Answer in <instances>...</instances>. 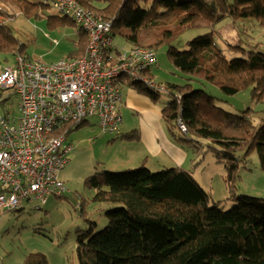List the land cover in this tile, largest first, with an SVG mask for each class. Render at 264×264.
Returning <instances> with one entry per match:
<instances>
[{"label": "trees", "instance_id": "trees-1", "mask_svg": "<svg viewBox=\"0 0 264 264\" xmlns=\"http://www.w3.org/2000/svg\"><path fill=\"white\" fill-rule=\"evenodd\" d=\"M0 1L37 16L41 4L50 6L41 1ZM101 1L105 4L96 6L94 0L80 3L84 9L112 21V35L116 32L122 36L127 42L125 47L158 52L168 46L175 67L189 76L186 85H167V93L173 98L162 109V117L170 137L182 148L202 154L203 140L206 142L207 152L225 165V181L237 204L226 209L221 201H212L191 172L182 167L152 172L144 161L135 169L94 173L84 183L96 191L93 203L117 207L105 213V229L94 233L95 224L91 223V229L78 237V263L264 264V200L234 194L240 170L251 171L248 158L253 152H257L264 170V124L257 125L248 111L241 115L225 111L210 93L192 85L208 81L230 96L250 88L253 98L264 101V54L249 52L246 58L228 59L215 36V27L226 18L255 19L264 26V0H233L231 4L227 0ZM69 20L77 24L70 18L67 23ZM194 28L211 32L190 41L186 51L177 50L174 41ZM79 35V47L68 59L85 54L89 38L81 28ZM21 45L0 22V52L11 54L12 59L14 52L23 55ZM227 46L243 51L238 43ZM4 60L9 62V57ZM147 75L152 78V70ZM127 80L121 79V87L132 85L142 94L158 99L159 91ZM179 119L186 133L180 131ZM119 139L137 141L141 133H122ZM23 264L49 262L42 254H30Z\"/></svg>", "mask_w": 264, "mask_h": 264}, {"label": "rangeland", "instance_id": "rangeland-1", "mask_svg": "<svg viewBox=\"0 0 264 264\" xmlns=\"http://www.w3.org/2000/svg\"><path fill=\"white\" fill-rule=\"evenodd\" d=\"M27 1L41 4L40 0ZM227 2L231 4L233 0ZM99 4L105 3L94 0V5ZM0 8H2L0 22H4L11 38L22 44L23 55L53 63L70 58L79 47L80 25L70 20L67 23V18L61 19L51 5L41 4L38 16L27 14L22 8H11L1 1ZM209 32L211 30L206 28L188 29L174 41L173 46L179 51H186L190 41ZM215 36L228 59L246 58L249 52L264 54V26L255 19L226 18L215 27ZM227 43H238L243 51L232 50ZM113 44L121 49L127 46L126 40L116 32ZM157 53L158 62L152 68L154 83L160 86L169 84L182 86L189 83V76L175 67L171 61L168 46H163ZM6 57H9V62L4 60ZM0 61L12 64L13 59L11 54L0 52ZM192 85L194 89L201 88L210 93L216 98V105L225 111L238 115L248 111L247 115L252 117L257 125L264 124V101L260 102L253 98L250 88L230 96L208 81L192 82ZM121 88L123 124L117 135L105 133L99 127L95 116L88 118L86 123L70 133V139L74 144L83 141L88 142V146L87 154L75 161L72 177L65 183L67 194L60 198L49 197L40 211L33 210L31 205L26 203L23 210L0 209V264H23L30 254L44 255L49 264H79L78 237L91 229V223L95 224L94 233L105 229L108 225L105 213L117 207L96 206L92 201L96 191L86 188L85 180L94 173L102 171L120 172L124 170L122 167H125L128 159L131 169L140 167L132 163L133 156L140 151L139 149L149 148L144 147V142L148 138L162 140L161 152L149 153L150 159L146 166L152 172H157L163 167L181 166L191 172L200 186L210 194L212 201H221L226 209L237 204L236 199L231 198L232 194L225 181V165L219 163L211 152H207L204 140L202 154H195L187 146V148L183 147L189 156L185 164H179V154L173 153L168 145L163 143L164 138L167 140L170 138L174 142L161 113L162 109L172 101V95L159 92L156 93L158 99L155 100L142 94L135 86L124 84ZM18 101L17 95L12 91L0 92V117L7 110L17 114ZM134 130L141 133V142L124 140L126 144L121 147L117 141L118 135ZM120 156L126 157L121 164L120 161L117 162ZM248 165L251 171L240 170L234 194L237 197L264 200V170L261 168L256 151L249 156Z\"/></svg>", "mask_w": 264, "mask_h": 264}, {"label": "built area", "instance_id": "built-area-1", "mask_svg": "<svg viewBox=\"0 0 264 264\" xmlns=\"http://www.w3.org/2000/svg\"><path fill=\"white\" fill-rule=\"evenodd\" d=\"M40 1L80 25L89 42L75 59L46 63L14 52L12 64L0 62V92L19 99L17 114L7 110L0 117V209L12 211L24 203L38 211L49 197L67 194L61 173L73 150L68 137L74 127L95 116L105 133L120 132L122 78L170 92L147 75L157 63L155 49L114 46L112 21L84 9L80 0ZM178 126L186 133L181 119Z\"/></svg>", "mask_w": 264, "mask_h": 264}, {"label": "crops", "instance_id": "crops-1", "mask_svg": "<svg viewBox=\"0 0 264 264\" xmlns=\"http://www.w3.org/2000/svg\"><path fill=\"white\" fill-rule=\"evenodd\" d=\"M120 110H121V108H120ZM119 135H118V137H119ZM68 140L71 142V144L73 146V150L68 155V164H67L65 170L61 173V179L64 181V183H66V181H69L71 179L72 170H73L75 161L77 159L81 158V157H84L87 154L86 150H87V146H88V142H83V141H79L78 144H74L73 140L70 139V136L68 137ZM117 141L120 143L119 145L121 147H123V145L125 146V144H126L124 142V140H122V139L118 138ZM146 141L144 142V147L148 146L149 148L145 147V150L139 149L140 151L133 156L134 162H132V163L137 164V166L138 165L141 166L144 161L146 162V164L149 162V159H150L149 153L150 152L156 153L157 151L161 152V150H162L160 148V146H161L160 143L162 141L161 139L152 140L151 138H148ZM139 142H141V140ZM114 143L115 142H113V144ZM127 143H129V142H127ZM163 143L167 144L168 148L170 150H172L173 153H175V154L178 153L179 154V161H180L179 164H185L186 162H188L189 156H188V154L185 152V150L183 148H180L181 146H178L177 144L172 142L170 140V138H169V140L164 138L163 139ZM154 146H157V147H154ZM125 159H126L125 156L123 158H121V156H120L118 158L117 162L120 161V164H121ZM128 161H129V159L127 160V163H126L125 167H122V168H124V170L125 169H131V167L128 164ZM178 166H180V165H178Z\"/></svg>", "mask_w": 264, "mask_h": 264}, {"label": "clouds", "instance_id": "clouds-1", "mask_svg": "<svg viewBox=\"0 0 264 264\" xmlns=\"http://www.w3.org/2000/svg\"><path fill=\"white\" fill-rule=\"evenodd\" d=\"M158 61V60H157Z\"/></svg>", "mask_w": 264, "mask_h": 264}]
</instances>
